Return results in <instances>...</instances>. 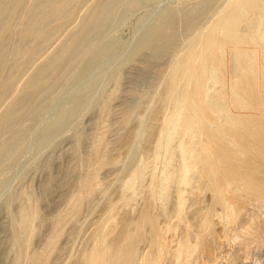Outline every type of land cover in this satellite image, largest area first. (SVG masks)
Masks as SVG:
<instances>
[{
  "label": "bare ground",
  "instance_id": "obj_1",
  "mask_svg": "<svg viewBox=\"0 0 264 264\" xmlns=\"http://www.w3.org/2000/svg\"><path fill=\"white\" fill-rule=\"evenodd\" d=\"M109 3L105 0H0V135L18 115L21 99L42 92L45 86L63 77L68 64L72 62L79 67L84 56L96 49L83 47L84 35L105 18ZM220 3L221 0H197L191 7L179 9L176 14L162 18L138 46L135 54H143L145 65L151 67L171 54L161 76L163 91L150 107L153 120L133 124L123 140L130 156L138 148L147 154L121 186L128 205L134 201L137 187L145 176L147 178L148 170L160 160V168L156 166L151 171L147 188V200L152 207L143 210L138 219H132L127 211H122L118 217V203L109 200L105 218L97 224L91 246L80 257L76 256L72 264H137L139 258V264H162L168 254L174 264H189L196 253L204 255L205 264H215V259L207 252L214 217L221 212L218 207L225 210L223 216L229 224H236L247 216L248 204L264 205V0ZM83 6L90 12L75 23ZM212 10L213 14L205 22ZM65 27H69V33L59 38V32ZM55 40L59 41L58 47L45 51ZM12 55L16 57L13 63ZM37 58L42 61L31 72L33 66L30 65ZM124 75L120 70L115 87L102 105L103 113L110 111V101L122 90ZM134 113L135 107L125 109L127 122H133ZM157 123L160 135L154 142ZM106 135V131H102L94 144L93 158L88 174L80 182V192L71 196L66 209L50 219L52 231L41 251L30 250L39 232L36 223L41 216L39 207L31 204L21 208L14 220V244L19 253L13 264H20L23 258L34 264H47L67 223L76 220L83 201L99 189V169L110 159ZM140 136H145L144 143ZM177 158L181 161L179 166L175 164ZM204 189L211 191V203L199 209L194 232L188 207L199 201L198 196ZM173 194L176 201L170 208L168 204ZM158 202L161 211L155 210ZM160 215L169 217L163 226L159 223ZM118 223H121L119 230ZM179 225L183 226L184 233L172 247L165 235L168 231L175 232ZM248 225L246 231L250 238L264 235L262 220ZM146 227L150 230V248L140 252ZM254 240L258 244L257 239Z\"/></svg>",
  "mask_w": 264,
  "mask_h": 264
},
{
  "label": "rangeland",
  "instance_id": "obj_2",
  "mask_svg": "<svg viewBox=\"0 0 264 264\" xmlns=\"http://www.w3.org/2000/svg\"><path fill=\"white\" fill-rule=\"evenodd\" d=\"M110 1L105 0L108 3ZM195 1L197 0H115L113 5L109 3L110 5L104 12L105 18L89 30L91 33L88 31L84 35L83 47H96V49L94 48L92 52H88L84 56L79 67H76V64L72 62L68 64L67 67L69 66L70 69L65 67L63 77L48 84L47 87L45 86L42 92L20 100L18 115L0 135V264H13L18 256L19 251L14 244L13 236L14 220L20 215V210L24 206L36 204L39 207L41 216L36 221L39 232L36 234L30 250L31 252H38L44 249L52 231L50 219L66 209L70 199H72L71 196L74 197L80 192V182L88 174L93 158V147H95L102 131L107 133L110 159L99 169V189L92 197H87L83 201L76 220L67 223L64 234L59 239L53 254L49 256L47 264H72L77 258L76 256L80 257L83 251L91 246L97 224L105 218L109 200L118 203L116 214L118 217L127 211L132 219H138L143 210L151 209L152 206L147 200V188L151 171L156 166L158 169L160 168V160H158L157 165L148 170L147 178L145 176L138 185L134 201L129 203V206L124 201L125 195L122 194L121 186L130 177L129 175L141 157L147 154L138 148L130 156L124 147L123 140L133 124L137 125L141 121L153 120L151 108L157 102V96L163 91L160 86L161 76L171 54L154 62L151 67L145 65L143 54L136 55L135 53L142 40L149 35L150 30L162 18L176 14L181 8L191 7L190 5ZM224 1L221 0L220 5ZM88 12L90 9L87 7H80L75 23H78ZM211 12L206 16L205 22L210 19L214 10ZM68 29L69 27L63 28L58 34L59 38L65 37L69 33ZM58 42V40L53 41L46 47L45 51L56 49ZM11 58L12 63L16 61L14 55ZM41 61V58L34 59V65L33 63L30 65L33 66V70L28 66L25 68V72H28L29 68L31 72L34 71ZM120 70L125 74V83L123 82L122 90L110 101V111L103 113L102 105L107 94L115 87ZM30 71L29 73H31ZM11 92H9V96L12 94ZM122 94L124 95L122 96ZM148 102H150L149 105H147ZM131 106L135 107L133 122H127L124 118V112L127 107ZM156 125L154 142L158 140L160 135L159 124ZM140 138H143L142 142L144 143L145 136H140ZM153 151L154 146L151 151L152 154ZM113 157L117 160L113 161L111 159ZM177 159L175 164L179 166L181 161ZM209 193H211L210 190L204 189L198 196L199 201L189 204L188 216L194 232L197 229L199 209L211 203V194ZM205 195L206 197H204ZM175 198V194H173L168 207L173 206L176 201ZM259 204V202L248 204L245 210L247 216H244L236 224H229L224 218L225 210L218 207V212H221L214 217L216 220H214L212 228L213 234L210 236L211 252L210 248L207 252L208 254L211 253L210 256L213 260L215 259V264H264V235L260 238H254L257 239L259 246L246 231L248 224L255 220L260 219L264 223V205ZM257 208L262 209L260 211ZM160 209L162 207L158 202L155 210ZM253 214L254 217H251ZM166 217L165 215L159 216L160 225L166 224L167 218H169ZM171 217L170 219H173ZM120 226L121 223H118V230ZM242 227H246L245 230ZM146 228L144 239L140 244V252L150 248V230L148 227ZM223 229H225L224 232ZM183 230V226L179 225L175 232L168 231L165 235L168 245L175 246L184 233ZM195 239L194 235V242ZM253 242L256 246H253ZM197 254H200V257H197ZM245 255L249 256L246 257ZM203 257L202 253H196L191 257L193 261L190 259L189 264H205L206 260L205 257L203 260ZM218 258L221 259L218 260ZM28 263L34 264L27 258H23L20 264ZM139 263L140 258L137 261V264ZM162 264H174L170 260L169 254L165 256Z\"/></svg>",
  "mask_w": 264,
  "mask_h": 264
}]
</instances>
